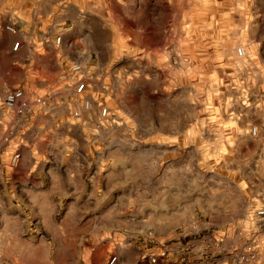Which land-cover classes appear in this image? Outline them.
Returning <instances> with one entry per match:
<instances>
[{"label":"rangeland","instance_id":"1","mask_svg":"<svg viewBox=\"0 0 264 264\" xmlns=\"http://www.w3.org/2000/svg\"><path fill=\"white\" fill-rule=\"evenodd\" d=\"M37 3V29L15 25L13 35L3 25L14 14L26 19L29 9L13 0L0 4V85L19 80L13 41L59 38L66 83L79 78L67 73L74 62L89 79L80 97L64 90L71 100L54 111L73 129L57 141L78 147L76 160L100 163L102 193L96 207L81 203L90 207L82 222L102 224L101 240L85 253L87 239L71 234L68 247L51 257L78 264L85 253L89 264L111 257L128 264L135 243L151 249L138 264L201 239L198 259L188 256L186 264H264V220L248 215L264 210V0ZM28 62L35 88L52 70L39 56ZM81 98L89 111L81 110ZM101 107L108 112L102 123ZM74 111L79 120L69 118ZM166 258L178 264L173 253Z\"/></svg>","mask_w":264,"mask_h":264},{"label":"crops","instance_id":"2","mask_svg":"<svg viewBox=\"0 0 264 264\" xmlns=\"http://www.w3.org/2000/svg\"><path fill=\"white\" fill-rule=\"evenodd\" d=\"M15 2L19 4V9H29L26 19L12 15L15 25L20 31L23 27H27L25 31H35L38 25L35 8L38 3L30 0ZM52 40L49 37L44 43L41 36L30 34L15 40L19 41V47L12 56L20 65L15 73L19 77L15 86L27 87L37 81L31 78L34 71L28 58L39 56L46 61L52 71L45 82H50L63 72L66 63L59 59L61 56ZM60 100L67 103L71 96L64 95ZM54 110L49 111L46 123L51 136L53 161L44 160L43 147L36 146L34 150L30 147L23 149V161L17 169L3 168L4 179L0 187V264H62L59 259L51 257V253L61 246L68 247L71 234L76 233L87 239L88 245H84L82 250L85 253L91 244L101 240L103 226L95 219V209L92 212L93 222L85 223L81 219L90 211V207L87 210L81 203H94L96 207L95 204L101 200L100 163L96 160L85 162L82 157L80 161L76 160L73 155L80 152L79 148L61 143V139L57 141L63 136L62 130L69 134L73 127L69 126L68 121L67 125L66 120H63V125ZM38 159L41 160L37 162ZM27 183H31V186ZM132 250L135 253L128 264H135L137 256L151 249L134 243ZM85 253L78 259V264L90 263ZM194 255L190 259H198V255Z\"/></svg>","mask_w":264,"mask_h":264},{"label":"built area","instance_id":"3","mask_svg":"<svg viewBox=\"0 0 264 264\" xmlns=\"http://www.w3.org/2000/svg\"><path fill=\"white\" fill-rule=\"evenodd\" d=\"M6 0H0V4ZM23 2L27 0H15ZM38 2L39 0H30ZM2 29L8 34H15V19L10 16V19L3 25ZM48 35H42L41 41L47 42ZM52 43L57 45L59 38L52 40ZM19 47V41H14L9 48V54H15ZM242 51L237 50V55L241 56ZM68 74H78L79 78L69 86L66 83V76L63 72L52 79L50 82L31 88L30 86L7 87L0 85V187L3 184V168L7 167L10 170L17 169L23 161V149L34 150L39 142H43V159L53 161V155L50 151L51 136L47 132L46 123L49 117V111L58 109L62 104L60 97L63 96L64 90L69 89L71 95L80 97L87 89L88 76L82 75V68L79 63H72L67 69ZM63 85V86H62ZM82 111H89L90 102L87 99L81 98L78 100ZM69 118L79 120L80 112L74 111ZM68 118V119H69ZM98 121L105 122L108 119L106 108L101 107L97 111ZM72 121L71 124H74ZM76 125V123H75ZM252 136L256 134L255 127L250 129ZM41 159H38L40 161ZM36 170V169H35ZM45 171V169H44ZM31 186V183H27ZM254 221L264 220V210L257 209L248 214ZM149 238H151L149 236ZM204 240L196 243V241H187L183 244L175 243L167 249L160 250L159 254L152 257H142L138 264H168L166 255L174 254L177 257L178 264H186L187 257L196 253V246L203 244ZM243 251L250 255L252 252L251 243L243 246ZM116 257H111L107 264H113Z\"/></svg>","mask_w":264,"mask_h":264}]
</instances>
